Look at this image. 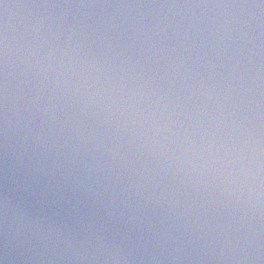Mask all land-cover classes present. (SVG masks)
I'll list each match as a JSON object with an SVG mask.
<instances>
[{"label": "water", "instance_id": "obj_1", "mask_svg": "<svg viewBox=\"0 0 264 264\" xmlns=\"http://www.w3.org/2000/svg\"><path fill=\"white\" fill-rule=\"evenodd\" d=\"M259 3L260 0H0V41L6 34L9 47L8 115L17 128V135L8 141L11 147L7 148L6 154L2 131L4 68L0 57V200L8 196L41 220L60 223L74 231L80 230L85 221L94 220L98 229L106 231L125 249L128 259L121 264H264V208L250 211L246 205H238L236 196L229 194L231 185L221 182L223 188L214 186L216 176L210 171L204 176L190 170L187 174L181 171L176 178L163 172L158 177L161 186L170 188L171 196L183 205L181 211L184 214L179 218L168 205L161 207L160 203L153 204L143 197L129 196L117 210L125 213L122 220L109 219L104 208L99 204L94 206L80 187L85 183L81 180L84 176L81 168L93 155L104 164L102 150H95L94 141L82 144L77 160L64 165L66 148L62 145L73 135L72 128L77 121L94 129L103 130V126L92 118L91 108L87 113L80 110L78 93L74 97L65 87L63 99H57L62 94L55 91V84H47L46 77L52 75L50 72L38 67L37 77L28 71L27 51L29 46L36 51L40 37L49 30L62 44L69 37L72 45L77 40L82 41L83 49L89 55H99L102 59L114 55L105 46L110 42L115 52L136 65L134 71L145 75L148 71L159 73L151 87L167 92L173 104L183 98L187 104L202 106L207 103L211 111L216 107L222 89L229 110L235 101L245 134L247 130H253V134L258 132L264 141V7H223ZM241 21H246L243 28ZM101 38L103 45L99 43ZM115 59L120 63V56ZM52 65L56 66L55 61ZM116 71L119 72V68ZM73 80H79V76H74ZM201 83H214L216 94L211 99L206 88L200 89L203 93L200 97L189 95ZM46 84L47 90L41 91ZM186 84L192 87L185 89ZM48 96L52 97L50 103L56 110L53 117L55 146L49 154L48 164L57 159L64 165V175L59 172L46 174L48 169L44 173L34 171L33 165L39 159L36 151L24 153V125L30 119L33 132L39 130L41 113L38 109L43 108V98ZM32 101L35 103L29 111ZM61 106L63 112L59 111ZM197 113L200 114L198 119H204L202 107L197 108ZM172 119H176L175 115ZM179 119L184 121L186 117ZM196 122L194 119L190 123ZM49 128L50 124L45 122L44 130ZM112 134L113 129H107V135ZM196 135L198 137L199 133ZM72 143L75 148L79 141L72 140ZM12 149H15V156ZM141 157V163L148 169L146 175L160 172L158 162L146 152L136 153L133 149L129 154L130 159ZM105 167H111V162ZM114 171L120 174L118 187H122L128 181L129 172L126 168ZM192 177V183H180L181 179ZM116 179L113 176L112 182ZM104 183L107 187L109 182ZM57 195L63 197L60 203L49 204ZM197 220L199 227H196ZM165 227L167 235L163 231ZM237 227L239 231L232 232ZM221 232L239 236L241 248L234 250V243L226 247ZM3 253L0 215V255ZM15 255L13 264H88L86 261L61 260L55 249L47 252V259L33 260L30 245L20 246Z\"/></svg>", "mask_w": 264, "mask_h": 264}, {"label": "clouds", "instance_id": "obj_2", "mask_svg": "<svg viewBox=\"0 0 264 264\" xmlns=\"http://www.w3.org/2000/svg\"><path fill=\"white\" fill-rule=\"evenodd\" d=\"M4 7L7 8L8 5L5 4ZM223 7H264V0H260L259 4L223 5ZM244 23L246 21H241V28ZM99 43L104 44L103 38ZM0 44H2L0 57L4 68L2 131L7 154V148L11 147L8 141L10 137L17 135V128L8 115L9 47L6 34ZM45 45H47L46 49ZM105 46L109 53L114 55L102 59L99 55H89L88 51L83 49L82 41L77 40L72 45L69 37L62 44L56 34L49 30L40 37L36 51H33L31 46L27 49L28 71L37 77L38 67L50 72L52 75L46 77L47 84H55V91L62 94L57 99H63V95L66 94L65 87L74 97L78 93L80 110L87 113L91 108L92 118L99 120L103 126V130L94 129L77 121L72 128L73 135L62 145L66 148L63 153L64 165L77 160L82 144L94 141L95 150H102L101 157L104 164L93 155L91 161L85 162L81 168L84 173L81 180L85 183H81L80 187L83 188L85 197L94 206L99 204L104 208L109 219H124L125 213L117 210L128 201L129 196L143 197L145 201H152L153 204L160 203L161 207L168 205L179 218L184 214L181 211L183 205L171 196L170 188L161 186L158 177L163 172H168L171 178H176L177 173L181 171L187 174L190 170L191 173H198L201 176L210 171L216 176L214 186L223 188L221 182L231 185L229 194L236 196L238 205H246L250 211L264 208V141L261 140L258 132L253 134V130H247L245 134V126L236 112L235 101L229 110L225 106L226 100L221 89L216 107L211 111L208 110L207 103L202 106L195 103L187 104L183 98L173 104L167 92L158 87H151L156 83L155 78L159 73L148 71L145 75L143 72H136L134 71L136 65L130 64L128 58L115 52L110 42ZM37 56L40 58L37 59ZM116 56H120V63H117ZM52 61H55V67ZM176 64L179 66V59ZM116 68H119V72ZM130 68L133 71L130 72ZM77 75L79 80H73ZM47 84L41 91L47 90ZM184 87L187 89L192 85L186 84ZM214 87V83L212 85L201 83L200 87L189 95L200 97L203 95L200 89L206 88L208 98L211 99L216 94ZM37 99L40 97L37 96ZM51 99V96L44 97V106L38 109L41 113V125L38 131L33 132L30 119L25 123L24 153L36 151L39 159L33 165L34 171L44 173L45 169H48L46 174L59 172L64 175V165L59 164L57 159H53L51 165L48 164L49 154L55 146L56 139L53 134L56 127V123L53 122L56 110L55 105L50 103ZM32 103L35 101L30 102L29 111ZM198 107L203 108L204 119L197 118L200 115L197 113ZM59 111H64L63 106ZM173 115L176 117L175 120L172 119ZM181 116H185L186 120H180ZM194 119L197 122L191 124ZM45 122L50 124L48 131L44 130ZM186 124L188 127H185ZM67 127L68 125L65 124V128ZM109 128L113 129L112 136L107 135ZM197 133H199L198 137ZM72 140L79 141L75 148ZM133 149L136 153L146 152L151 159L157 161L160 172L152 176L146 175L148 169L141 163L142 157L129 158ZM57 153L59 157V149ZM12 154L16 155L15 149H12ZM109 161L111 167L106 168L105 165ZM137 164H140L139 168L136 167ZM125 168L129 172L128 181L122 187H118L120 174L114 169ZM113 176L117 177L115 182H112ZM193 179L194 177L189 180L181 179L180 183L190 184ZM105 181L109 182L107 187ZM199 182L204 183V180ZM109 189H111L110 193ZM26 191L34 195L30 189ZM149 191L152 194L146 195L145 193ZM62 199V196L57 195L49 201V204H59ZM0 215H2L4 237V253L0 255V264H13L16 259L15 254L22 245L31 246L33 260L47 259V252L50 249H55L59 253V259L69 262L121 264L128 259L125 249L106 231L98 229L94 220L85 221L80 230L74 231L60 223L41 220L30 209L22 207L8 196L0 200ZM205 224H207L206 219ZM199 226L200 222L197 220L196 227ZM163 231L167 235L166 227ZM238 231V227L232 229V232ZM220 236L224 238L226 247H231L234 243V250L241 248L242 242L239 236L227 232H221ZM194 238L198 240L202 237ZM212 239L219 242L217 237ZM247 258L251 259L250 256Z\"/></svg>", "mask_w": 264, "mask_h": 264}]
</instances>
